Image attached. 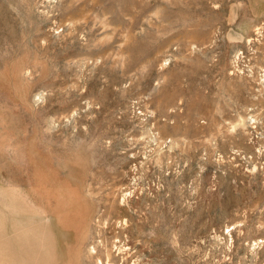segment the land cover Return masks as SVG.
<instances>
[{
  "label": "rangeland",
  "instance_id": "374dc122",
  "mask_svg": "<svg viewBox=\"0 0 264 264\" xmlns=\"http://www.w3.org/2000/svg\"><path fill=\"white\" fill-rule=\"evenodd\" d=\"M0 264H264V0H0Z\"/></svg>",
  "mask_w": 264,
  "mask_h": 264
}]
</instances>
